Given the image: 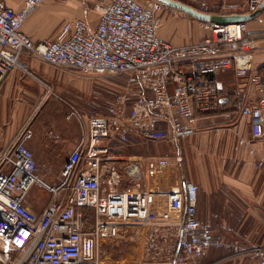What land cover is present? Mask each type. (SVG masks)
Listing matches in <instances>:
<instances>
[{
    "label": "built area",
    "instance_id": "built-area-1",
    "mask_svg": "<svg viewBox=\"0 0 264 264\" xmlns=\"http://www.w3.org/2000/svg\"><path fill=\"white\" fill-rule=\"evenodd\" d=\"M43 2L24 0L15 10L0 0V84L15 68L27 70L32 58L82 76H122L124 82L107 115L90 117L89 139L75 146L55 184L44 180L28 145L34 135L29 121L8 145H0V264H101L102 244L134 229L142 231L134 241L133 264H204L214 247L250 254L264 264L263 246L243 249L226 242L199 219L194 182L169 191L167 209L154 211L149 192L122 188L119 166L109 161L110 140L127 143L134 133L171 143L188 137L199 112L220 107L218 76L231 69L249 77L257 100L240 111L252 119L253 135L264 137V77L252 68L254 41L247 22L201 21L205 38L175 45L159 36L165 2L98 0L95 26L76 18L54 39L37 43L22 26ZM261 3L250 0V12ZM73 116L79 118L76 111L68 115ZM85 158L107 160L106 171L83 169ZM256 167L264 170V152ZM123 168L134 178L140 164L134 160ZM36 185L51 193L41 212L28 205Z\"/></svg>",
    "mask_w": 264,
    "mask_h": 264
},
{
    "label": "crops",
    "instance_id": "crops-1",
    "mask_svg": "<svg viewBox=\"0 0 264 264\" xmlns=\"http://www.w3.org/2000/svg\"><path fill=\"white\" fill-rule=\"evenodd\" d=\"M2 1L15 10L24 6V0ZM97 1L44 0L24 22L22 31L39 43L54 39L66 21L82 18L95 26L98 23L95 10ZM202 1L206 2L205 6L201 5ZM191 2L211 14L251 13L250 0ZM218 9L221 13H217ZM166 10L172 15L185 13L167 4ZM247 24V35L254 41L252 68L264 77V9ZM204 29L203 25L192 26L185 19H167L160 37L175 45H183L205 38ZM26 62L27 70L15 68L0 84V145H8L29 121L34 135L28 145L35 153L37 162L50 166L58 164L55 168L60 175L64 161L75 146L83 138L89 139L90 117L106 116L107 113H91V80H88L91 75L82 76L70 70L58 69L35 58ZM113 85V90L121 91L122 83ZM218 87L222 97L220 107L199 112L195 128L188 137L171 143L146 140L141 134L134 133L127 143L110 140L109 161L119 166L124 180L141 176L143 189L150 194V208L154 211L167 209L169 191L184 189L186 182H194L199 187L198 217L201 221L213 226L215 233L226 242L238 243L243 249L264 247V170L256 167L257 160L264 152V137L253 135L252 119L243 116L240 111L242 104L256 101L257 95L253 94L249 77L238 75L235 69L218 76ZM71 110H78L79 118H69ZM241 140L245 143L241 144ZM144 141L171 143L175 153L179 154L178 161L182 162L190 152L197 172L188 175L183 170L174 175L172 173V177H165L163 164L174 161V156L163 154L140 157L127 151L140 147ZM251 148L255 149L254 154L249 152ZM103 157L99 156L100 159ZM134 160L140 164V171L133 178L123 167ZM98 163L95 159L85 158L82 168L93 170L97 166L106 171L109 162L105 160ZM43 177L54 180L48 174H43ZM123 186L124 183L121 184ZM47 203L36 211L35 202L28 199V205L36 212H41ZM203 261L204 264H259V258L250 254H238L232 249L217 247L212 248Z\"/></svg>",
    "mask_w": 264,
    "mask_h": 264
},
{
    "label": "rangeland",
    "instance_id": "rangeland-1",
    "mask_svg": "<svg viewBox=\"0 0 264 264\" xmlns=\"http://www.w3.org/2000/svg\"><path fill=\"white\" fill-rule=\"evenodd\" d=\"M188 1V0H186ZM191 2V1H190ZM192 3V2H191ZM194 5V4H193ZM199 8V7H198ZM169 10L164 11L159 17H160V28H159V36L164 28L165 21L167 19H177V20H187L189 24L192 26L194 24H201L200 20H196L195 18L191 17L190 15L186 13H178L176 15H172ZM217 13H221L220 9H218ZM166 19V20H165ZM203 30V29H202ZM205 30V29H204ZM204 33V31H202ZM206 35L208 32H205ZM192 42V41H191ZM88 80H91L90 86L91 89L89 90L90 93V100L92 102V112H106L108 102H111L116 94L115 89L113 90V84L118 85L123 83L124 79L121 78V76L116 75H109V74H95L91 75ZM116 87V86H115ZM75 111V110H71ZM77 112H79L77 110ZM127 151H130L131 153L138 155L140 157L145 155H163L167 154L168 156H174V161H168V163L163 164V175L165 177H172V173L182 172L185 170V172L189 174L196 173L197 172V166L193 163V156L189 152L188 155H185V160L178 161L177 155L179 154L175 153L174 146H172L171 143H151L148 141H144L141 143L140 147H133L127 149ZM176 154V155H175ZM169 160V159H168ZM66 161V160H65ZM64 161V162H65ZM40 174H48V176H52L54 179H46L44 180L50 184L53 185L56 182H58V176L57 173V166L55 165H46L43 163H38ZM61 171V170H60ZM60 173V172H59ZM163 176V177H164ZM130 180H124L122 183H124V188H142L143 189V182L141 176L135 179L128 178ZM51 198V193L39 186H34L29 194L28 199L35 202L34 209L36 211H39L45 203H47ZM142 229H134L132 232H127V230L124 232V235L116 240L104 242L102 245V252H101V264H133L134 256H133V250H134V241L138 240L139 235L141 234ZM147 264V263H145Z\"/></svg>",
    "mask_w": 264,
    "mask_h": 264
},
{
    "label": "water",
    "instance_id": "water-1",
    "mask_svg": "<svg viewBox=\"0 0 264 264\" xmlns=\"http://www.w3.org/2000/svg\"><path fill=\"white\" fill-rule=\"evenodd\" d=\"M165 2L169 7L177 8L186 14L190 15L191 17L200 20V21H213L220 24H230L235 22H248L254 18H256L264 9V0H262V3L260 7L251 12V13H242V14H211L209 12H205L202 10H199L197 8H194L191 5H188L187 3H184L182 1H172V0H160Z\"/></svg>",
    "mask_w": 264,
    "mask_h": 264
},
{
    "label": "trees",
    "instance_id": "trees-1",
    "mask_svg": "<svg viewBox=\"0 0 264 264\" xmlns=\"http://www.w3.org/2000/svg\"><path fill=\"white\" fill-rule=\"evenodd\" d=\"M184 3H187L188 5H191V6H193L194 8H197V9H199V10H202V11H205V12H210V11H208V10H206V9H202V8H198L197 6H195V5H193L190 1H186V0H184ZM87 213L89 214H91V211H87Z\"/></svg>",
    "mask_w": 264,
    "mask_h": 264
}]
</instances>
